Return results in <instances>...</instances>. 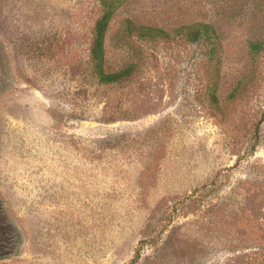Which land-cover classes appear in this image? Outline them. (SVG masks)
<instances>
[{
	"label": "rangeland",
	"instance_id": "rangeland-1",
	"mask_svg": "<svg viewBox=\"0 0 264 264\" xmlns=\"http://www.w3.org/2000/svg\"><path fill=\"white\" fill-rule=\"evenodd\" d=\"M101 10L0 0V264H264V0L124 1L105 68H137L111 84ZM197 22L215 58L176 32Z\"/></svg>",
	"mask_w": 264,
	"mask_h": 264
},
{
	"label": "trees",
	"instance_id": "trees-1",
	"mask_svg": "<svg viewBox=\"0 0 264 264\" xmlns=\"http://www.w3.org/2000/svg\"><path fill=\"white\" fill-rule=\"evenodd\" d=\"M126 0H101V14L97 19L93 29V40L90 52V62L92 64V73L101 83L111 84L120 82L130 77L137 66L135 63H131L128 66L119 69L117 71H107L106 66V36L108 32L109 24L121 4ZM185 28V29H184ZM180 27L176 30L177 33L186 36L190 41L200 42L204 41L208 46V56L215 58L219 50L221 49L220 34L215 26L211 23L197 22L186 27ZM126 29L139 36L145 38H161L169 39L171 32L165 29L153 27L149 25H135L130 19L126 21ZM264 44V40H258L252 42L254 50H258L260 45ZM212 98L216 100L217 86L212 84Z\"/></svg>",
	"mask_w": 264,
	"mask_h": 264
}]
</instances>
